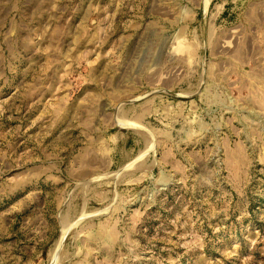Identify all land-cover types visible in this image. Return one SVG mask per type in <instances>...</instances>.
I'll return each mask as SVG.
<instances>
[{
  "label": "rangeland",
  "instance_id": "obj_1",
  "mask_svg": "<svg viewBox=\"0 0 264 264\" xmlns=\"http://www.w3.org/2000/svg\"><path fill=\"white\" fill-rule=\"evenodd\" d=\"M0 264H264V0H0Z\"/></svg>",
  "mask_w": 264,
  "mask_h": 264
}]
</instances>
